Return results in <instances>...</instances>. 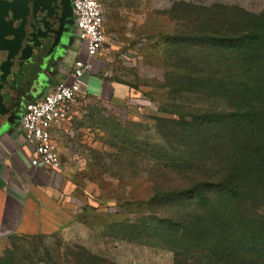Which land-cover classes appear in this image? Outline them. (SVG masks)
<instances>
[{"label": "rangeland", "instance_id": "374dc122", "mask_svg": "<svg viewBox=\"0 0 264 264\" xmlns=\"http://www.w3.org/2000/svg\"><path fill=\"white\" fill-rule=\"evenodd\" d=\"M99 2L105 43L54 133L78 223L1 237L0 264H264V0Z\"/></svg>", "mask_w": 264, "mask_h": 264}, {"label": "flooded vegetation", "instance_id": "af4514ba", "mask_svg": "<svg viewBox=\"0 0 264 264\" xmlns=\"http://www.w3.org/2000/svg\"><path fill=\"white\" fill-rule=\"evenodd\" d=\"M34 1L0 0V137L20 131L26 106L69 72L76 53L77 29L64 26L60 1Z\"/></svg>", "mask_w": 264, "mask_h": 264}, {"label": "crops", "instance_id": "0c3cea01", "mask_svg": "<svg viewBox=\"0 0 264 264\" xmlns=\"http://www.w3.org/2000/svg\"><path fill=\"white\" fill-rule=\"evenodd\" d=\"M31 158L20 131L0 137V238L53 236L68 232L78 223L74 213L59 201L56 170L33 168Z\"/></svg>", "mask_w": 264, "mask_h": 264}, {"label": "built area", "instance_id": "2783aa9c", "mask_svg": "<svg viewBox=\"0 0 264 264\" xmlns=\"http://www.w3.org/2000/svg\"><path fill=\"white\" fill-rule=\"evenodd\" d=\"M77 29V55L69 72L40 100L28 104L20 122V132L30 149V166L60 167V152L54 133L64 127L78 104L84 79L92 73V62L105 43L104 9L99 0H71ZM83 55V57H80Z\"/></svg>", "mask_w": 264, "mask_h": 264}, {"label": "water", "instance_id": "95a60500", "mask_svg": "<svg viewBox=\"0 0 264 264\" xmlns=\"http://www.w3.org/2000/svg\"><path fill=\"white\" fill-rule=\"evenodd\" d=\"M41 1L43 0H35L33 2V6L34 8L37 5H41ZM60 1V19L64 20V26H68V27H74L75 26V20L73 18V10H72V6H71V1L68 0L67 3L65 4L63 2V0H59ZM66 34H68V32L66 31Z\"/></svg>", "mask_w": 264, "mask_h": 264}, {"label": "trees", "instance_id": "16d2710c", "mask_svg": "<svg viewBox=\"0 0 264 264\" xmlns=\"http://www.w3.org/2000/svg\"><path fill=\"white\" fill-rule=\"evenodd\" d=\"M243 117V116H242ZM200 187V185H198V184H194V185H191V186H188V189H186L185 191H182V190H177V191H173V192H171V194H176V193H179V191H182V192H186V191H188V192H190V195L191 196H197V194H199L198 192H200L199 190H197L198 188ZM222 190V189H220V187L218 188H216L215 190ZM212 190V189H211ZM212 192V191H211ZM219 192H221V191H219ZM192 242H193V238H192ZM178 252H180L182 249H176Z\"/></svg>", "mask_w": 264, "mask_h": 264}]
</instances>
